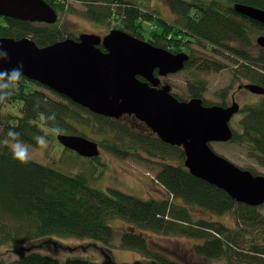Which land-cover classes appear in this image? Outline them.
I'll return each mask as SVG.
<instances>
[{"label":"trees","instance_id":"trees-1","mask_svg":"<svg viewBox=\"0 0 264 264\" xmlns=\"http://www.w3.org/2000/svg\"><path fill=\"white\" fill-rule=\"evenodd\" d=\"M44 1L57 15L67 11L66 0ZM88 1L91 2H84L96 4H87L89 9L85 12L87 20L92 23L100 24L114 16L109 8L99 5L113 1ZM163 1L175 15L174 24L155 19L159 30H149L148 35L145 22L153 16L147 12L140 13L136 1L125 3L124 9H119L113 19L120 22L121 31L133 37L171 54L185 53L189 56L184 68L191 77L186 87L188 98L178 97L179 102L203 100L206 81L202 74L225 68L222 63L212 61L213 57L241 61L240 68L233 70L234 77L250 80L251 66L244 63L262 61L252 58L249 50L253 48L256 35L264 36V26L237 14L233 5L264 10V0ZM0 38H30L38 47H45L73 39L74 35L68 34L58 24L45 25L0 17ZM194 48L208 51L211 56L196 52ZM260 51L264 55V49ZM260 58L264 60V57ZM234 59L231 61L235 62ZM257 83L264 85V76ZM228 92V88L221 91L217 105H226ZM203 105L210 104L203 101ZM8 106L15 108V112H5ZM52 113L63 129L62 135L84 137L77 126L79 123L103 128L116 138L110 149L118 156L141 151L162 163L176 159L175 165L164 164L154 179L167 198L145 201L116 190L105 193L91 188L81 175L61 174L35 161L21 165L13 160L9 147L4 143L8 130L19 132L21 140L36 148L34 137L45 135L46 130L41 117ZM242 114L239 121L241 131L232 130L233 138L229 142L243 148L264 170V97L257 105L245 107ZM184 161L182 148L162 143L151 131L138 123L136 125L133 120H113L92 114L37 83L21 80L13 87L11 97L0 103V248L13 246L19 254L11 261L0 257V264H62L57 257L37 251L49 240L54 245L53 240L57 238L99 243L105 249L104 256H107V260L101 263L70 258L63 264H116L107 254L115 237L109 225L113 219L130 225L121 234L120 246L150 258L151 264L179 263L154 251L145 232L194 239L197 243L190 249L191 253L201 259L223 264H264V215L259 212L260 207L238 204L224 191L193 177L185 168ZM246 170L253 175L264 176L252 168ZM178 200L182 205L176 204ZM192 210L209 217L229 215L234 226L227 227L202 218L193 220Z\"/></svg>","mask_w":264,"mask_h":264},{"label":"water","instance_id":"water-1","mask_svg":"<svg viewBox=\"0 0 264 264\" xmlns=\"http://www.w3.org/2000/svg\"><path fill=\"white\" fill-rule=\"evenodd\" d=\"M233 10L264 26V10L240 4L233 5ZM0 17L45 25L58 21L44 0H0ZM0 42L10 56L4 68L23 61L24 79L90 113L113 120L133 116L162 143L183 149L184 166L193 177L224 191L238 204L264 205V176L236 166L210 147L232 140L230 121L239 105L204 106L201 99L179 102L170 94L169 85L158 88L160 78L184 70L189 60L185 53L171 54L118 29L104 36L84 33L77 40L69 38L45 47L30 38H0ZM256 44L264 49L263 35ZM155 71L159 78L154 77ZM246 88L264 95L258 86ZM56 139L82 158L100 156L98 144L86 137L60 135Z\"/></svg>","mask_w":264,"mask_h":264},{"label":"rangeland","instance_id":"rangeland-1","mask_svg":"<svg viewBox=\"0 0 264 264\" xmlns=\"http://www.w3.org/2000/svg\"><path fill=\"white\" fill-rule=\"evenodd\" d=\"M86 2H91L84 0ZM84 1L66 0L68 8L64 13H58V24L68 34L79 35L84 33H92L100 36L106 35L112 29H120V22L114 20L119 9H124L125 3L135 2L136 7L140 9V13L147 12L152 19L145 22V30L147 35L149 30H159L158 22L155 19H161L169 24L174 22L175 16L171 12L168 5L163 0H111L113 3H100L102 7L109 8L112 14L111 18H107L100 24L92 23L87 20L85 12L89 9ZM191 1V0H187ZM96 6V4H91ZM154 18V19H153ZM174 24V23H173ZM146 34V33H145ZM253 38V48L249 50V54L252 58H258L262 61H252L244 63L247 66H251L253 72L258 76L256 71H261L264 60L260 57H264L260 51L261 48L256 44L257 37ZM235 46V45H234ZM194 51L200 53H206L211 56L208 51L194 48ZM226 57V56H225ZM227 58V57H226ZM234 58L224 59L213 57L212 61H218L222 63L225 68L219 72H209L202 74V79L206 81V91L203 94V99L210 105L219 103V95L225 88L229 89V96L233 94L235 101L243 110L247 106L257 105L261 99L259 96L248 94L244 90H238L239 85L249 83L244 78H236L233 74L234 69H239L242 65L241 61ZM191 79L189 73L186 74L183 71L170 75L166 78V82L172 87L173 93L178 97L187 99V83ZM35 88V87H34ZM46 93H51L44 90ZM53 96V95H52ZM230 103V100L227 99ZM12 113L15 112V108L8 106L5 110ZM243 114L242 111L235 115L230 121V127L232 130L240 132L239 121ZM78 128L83 132L84 137H88L92 141L99 143L100 156L97 160L85 159L78 156L76 153L65 149L59 144L56 137L47 135L49 141L47 150L43 155H40L38 149H35L32 161L41 163L48 166L57 172L69 176L81 175L93 189L109 193L111 190H116L127 195L133 196L141 200H162L166 199L167 195L154 181L155 175L161 170L164 164L175 165L176 159H171L168 162L162 163L159 159L150 157L148 154L135 151L131 155L118 156L111 151L113 141L116 140L110 134L105 132L103 128H92L79 123ZM46 135V130H44ZM117 141V140H116ZM211 148L218 155L223 156L236 166L246 169L252 168L260 174H264V170L257 164L254 158H250L245 150L237 144L230 142L227 143H212ZM171 199V198H170ZM182 205L178 200L176 203ZM194 216L193 220L202 218L206 221L214 223H222L227 227H233V220L231 216H214L209 217L207 214L198 213L197 210H192ZM259 212L264 215V205L259 208ZM191 212V214L193 215ZM110 227L115 233V237L109 249L110 253H107L110 257V261L116 264H151L150 258H145L141 254L133 250H126L120 246L121 234L130 225L122 220L113 219L109 222ZM147 240H149L152 249L157 253L163 254L168 258H172L179 264H223L221 261L201 259L194 256L191 253V248L197 243L196 240L186 237H173V236H159L149 232L144 233ZM45 245L43 248L37 249L42 254H50L61 260V263L70 258H82L84 260L92 262H105L107 256H104L105 250L99 243L90 240H81L75 238H57ZM17 248L13 246H5L0 248V257L6 261L15 260L19 254ZM106 254V252H105Z\"/></svg>","mask_w":264,"mask_h":264},{"label":"clouds","instance_id":"clouds-1","mask_svg":"<svg viewBox=\"0 0 264 264\" xmlns=\"http://www.w3.org/2000/svg\"><path fill=\"white\" fill-rule=\"evenodd\" d=\"M8 61H10L8 50L3 42H0V103L7 101L11 97L13 87L25 78L23 61L18 62L15 67L4 68L3 64ZM41 119L46 126V135L36 136L34 140L36 149L43 155L49 144L47 135L58 137L63 134V129L56 123L55 113L42 115ZM6 135L4 143L9 147L13 160L21 165L30 163L35 149L21 140L20 133L14 129H9Z\"/></svg>","mask_w":264,"mask_h":264},{"label":"flooded vegetation","instance_id":"flooded-vegetation-1","mask_svg":"<svg viewBox=\"0 0 264 264\" xmlns=\"http://www.w3.org/2000/svg\"><path fill=\"white\" fill-rule=\"evenodd\" d=\"M175 16V15H174ZM174 21H175V19H174ZM81 34H79V35H74V38H73V40H77V38L80 36ZM256 40V39H255ZM145 41V40H144ZM147 42V41H146ZM100 48H102V47H100ZM103 51V50H102ZM178 54H180V53H178ZM189 57V56H188ZM251 73L252 74H250V80L249 79H246L249 83H247V84H243V85H239L238 86V90H244L245 92H247L248 94H252V95H256V96H259V99H261L262 97H264V95L262 94H255V93H252V92H250V90H248L246 87L247 86H258V87H260V88H262V89H264V85H262V84H259V83H257V81H260L261 79H262V77L264 76V69H261V71H256V73H258V76L253 72V69L251 68ZM168 76H170V75H168ZM167 76V77H168ZM154 77H156V78H159V76H158V72L157 71H155L154 72ZM167 77H165V78H160V83H159V86H158V88H161L162 86H164L165 84H167V85H169L167 82H166V78ZM140 80H143V79H140ZM170 86V85H169ZM171 87V86H170ZM50 91V90H49ZM170 94L172 95V96H174L175 98H177L178 99V96L175 94V93H173V90H172V87H171V90H170ZM228 96H229V92H228V94H226L225 95V97H226V105L223 107V106H220V105H218V106H220V107H223V108H228V107H230V106H232L233 104H238L236 101H235V98H234V95L232 94L231 96H230V98H228ZM227 99H229L230 100V103L229 102H227ZM202 100V99H201ZM188 100H183V102H187ZM190 101V100H189ZM202 101H204V99L202 100ZM182 102V101H181ZM214 105H217V104H214ZM209 106H212V105H209ZM242 110H241V107L239 106V111H238V113L237 114H239L240 112H241ZM237 114H235V115H237ZM234 115V116H235ZM99 116V115H98ZM233 116V117H234ZM107 118V117H106ZM122 118H126L127 119V121L129 122V120H130V122H131V120H133L135 123H136V125H137V123L140 125V126H142L145 130H147L148 132H150L151 130H149L146 126H145V124H143V123H141V122H139L138 120H136L133 116H127V115H125V116H123ZM129 119V120H128ZM152 132V131H151ZM153 134V133H152ZM89 139V138H88ZM91 140V139H90ZM98 144V147H99V150H100V145H99V143H97Z\"/></svg>","mask_w":264,"mask_h":264}]
</instances>
